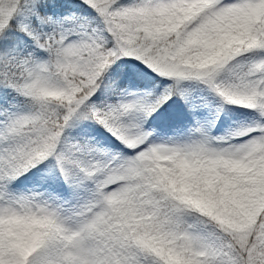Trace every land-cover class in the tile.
Returning a JSON list of instances; mask_svg holds the SVG:
<instances>
[{
  "label": "snow or ice",
  "instance_id": "obj_1",
  "mask_svg": "<svg viewBox=\"0 0 264 264\" xmlns=\"http://www.w3.org/2000/svg\"><path fill=\"white\" fill-rule=\"evenodd\" d=\"M0 264H264V0H0Z\"/></svg>",
  "mask_w": 264,
  "mask_h": 264
}]
</instances>
